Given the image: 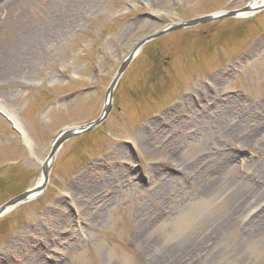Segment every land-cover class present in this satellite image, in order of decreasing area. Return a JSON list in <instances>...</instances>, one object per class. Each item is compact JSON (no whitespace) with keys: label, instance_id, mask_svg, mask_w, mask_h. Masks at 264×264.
I'll use <instances>...</instances> for the list:
<instances>
[{"label":"rangeland","instance_id":"374dc122","mask_svg":"<svg viewBox=\"0 0 264 264\" xmlns=\"http://www.w3.org/2000/svg\"><path fill=\"white\" fill-rule=\"evenodd\" d=\"M252 1L19 0L11 15L39 32L23 57L8 47L11 68L0 61V107L17 123L0 108V206L41 182L58 131L99 117L134 44ZM7 11L5 49L18 37ZM111 99L58 148L40 194L0 216V264H264V231L247 235L264 225V8L147 42ZM221 169L254 188L231 203L210 184Z\"/></svg>","mask_w":264,"mask_h":264},{"label":"water","instance_id":"95a60500","mask_svg":"<svg viewBox=\"0 0 264 264\" xmlns=\"http://www.w3.org/2000/svg\"><path fill=\"white\" fill-rule=\"evenodd\" d=\"M263 8H264V3L259 4L255 7H251L250 3H249L245 7L237 9V10L222 11V12H216V13L209 14V15L195 17V18L189 19L187 21H181V22L175 23V24L155 33V34H151L149 36H146L143 39H141L140 41H138L133 46V49L129 53V55L121 63V65L118 68L117 72L115 73L109 87L107 88V91L105 94L104 106H103V109H102L99 117H97L95 120H93L92 122H90L86 125L71 126V127H67V128L60 130L55 135V137L52 141V144H51L50 152H49L47 158L45 159V161L43 162L42 179H41V182L39 184V188L36 189V187H33L31 189H28V190L14 196L13 198L9 199L5 203H3L0 206V216L5 214L6 212H8L10 209L15 208L19 204L24 203V202L34 198L36 195L39 194V192H41L44 189V187L47 183V180H48V165L51 162V160L53 159L58 148L61 146V144L64 141L68 140L69 138L90 132L93 128L98 126L106 118V116L108 115V113L111 109V95H112L113 88L115 87V85H116L120 75L124 71V69L127 67L129 62L133 59V57L136 55L139 48L142 47L145 43H147V42H149L155 38H158V37L164 35L165 33H168V32L173 31V30H178V29H182V28H186V27H192V26L199 25V24H206V23L216 21V20H220V19H224V18L241 17V16H245L244 14H246V13L248 14L249 12H255V11L261 10Z\"/></svg>","mask_w":264,"mask_h":264},{"label":"bare ground","instance_id":"6f19581e","mask_svg":"<svg viewBox=\"0 0 264 264\" xmlns=\"http://www.w3.org/2000/svg\"><path fill=\"white\" fill-rule=\"evenodd\" d=\"M18 2H19V0H3V1L1 0L0 1V8L2 6V8L5 7L8 10L7 15H6L7 18L5 20L6 22L4 23V24H7V26H5L4 29H8V32L10 35H13L12 34L13 30H16L18 33L17 38H12L9 36V43H8V46H6L7 47L6 49L2 46L0 47V61L3 58H8V60L4 64L7 68H11L10 67V66H12L11 64H13L15 62V61H12L10 56H9V53H10L9 48H8L9 46L12 47V49L16 50L17 53L20 55V57H23L24 52H26V50H29L31 47L36 46V44L38 42V39L36 38V35L39 32L38 27L33 26L30 28H26L25 24H24L25 20H24V17L22 14H20V13L16 14L14 17H13V15H11V13H12L10 10L11 7L16 5ZM263 3H264V0L254 1L250 4V6L255 7V6H257L259 4H263ZM246 14H244V15H246ZM51 20L52 19L49 20V24H50ZM132 49H133V47H132ZM132 49H131V51H132ZM0 108L6 113V115L10 119H12V122H14V124L16 125L17 123H16L14 117L12 115H10L11 113L9 111H7L5 108H2V107H0ZM256 169H260V167L257 166ZM218 171L219 172L217 173V175L214 178H212V181L210 182V184L222 183L225 186H227L229 189L232 188L231 191H233V195H234L235 199L233 197H231L232 198V200L230 201L231 203H236L248 191H251V189L254 188V186L251 182H248V180H245V179L244 180L241 179V177L239 175L231 176V175L227 174L222 169L218 170ZM39 184H40V182L35 186L36 189L39 188ZM204 192H206V188H203L202 193H204ZM258 216H260V214ZM152 217L160 218V215L156 216L155 213H153ZM263 218H264V216H263ZM157 219L153 222H150V224L153 225L154 223H156V221H160V219L159 220H157ZM248 224H247V226H248ZM256 229L257 230L259 229V231L256 232ZM139 231L144 232V230H141V229ZM263 231H264V225L260 227L259 224L257 226H255L254 224H251L248 227L247 235L249 234L248 235L249 237H253V236L258 237L259 232H263ZM170 249H172V247H170Z\"/></svg>","mask_w":264,"mask_h":264}]
</instances>
